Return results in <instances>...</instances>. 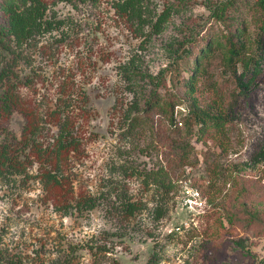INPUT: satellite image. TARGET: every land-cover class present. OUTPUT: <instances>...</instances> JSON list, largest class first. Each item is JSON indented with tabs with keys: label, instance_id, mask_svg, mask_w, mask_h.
<instances>
[{
	"label": "rangeland",
	"instance_id": "rangeland-1",
	"mask_svg": "<svg viewBox=\"0 0 264 264\" xmlns=\"http://www.w3.org/2000/svg\"><path fill=\"white\" fill-rule=\"evenodd\" d=\"M219 1L144 0L157 14L152 22L165 7L172 9L157 33L151 22L116 15L111 0H56L53 10L64 26L24 55L16 71L21 77L34 75L35 84L20 85V90L44 113L56 108L60 86L68 82L74 97L70 108L77 113L74 133L83 147L67 171L76 194L126 189L133 200L152 207L162 194L152 184L145 186L142 173L176 163L172 145L179 134L194 149L189 165L173 177L176 185L165 196L167 213L159 222L145 206L128 220L110 213L114 195L91 211L60 212L45 199L43 183L34 176L37 165L23 174L0 176V262L92 264L94 250L101 264H147L155 251L163 255L158 264H264V70L239 97L232 71L214 54L191 92L186 80L194 56L178 59L184 47L203 36L220 35L223 26L211 15ZM251 1L238 3L244 12L240 26L253 38L257 27L245 6ZM3 13L0 25L6 22ZM134 70L140 75H130ZM155 92L163 106L151 109L147 102L156 100ZM233 96L239 100L222 131L200 134L194 126L186 135L181 111L193 100L205 108L216 102L227 113ZM178 98L181 111H174L176 125H171L167 104ZM133 118L138 125L130 133ZM23 124L18 112L0 115V142L20 147L12 133L20 136ZM45 126L47 132L57 130ZM181 184L200 192L191 208L183 203Z\"/></svg>",
	"mask_w": 264,
	"mask_h": 264
},
{
	"label": "trees",
	"instance_id": "trees-1",
	"mask_svg": "<svg viewBox=\"0 0 264 264\" xmlns=\"http://www.w3.org/2000/svg\"><path fill=\"white\" fill-rule=\"evenodd\" d=\"M67 1L72 2V0ZM97 1L99 0H92L93 3ZM143 1L111 0V3L116 15L118 14L121 18H125L127 21L136 19L142 23L151 22L154 31L160 32L163 23L170 17L172 9L165 7L158 14L156 21L152 22L151 18L156 17L157 14H151L153 10L147 7ZM55 3L56 0H0V10L4 12L3 15L6 19V22L0 25V88H3L0 95V115L3 118H9L18 112L24 118L20 136L12 133V137L17 139L15 142L20 147L13 142H0V176L11 177L23 174L29 168L37 165V172L34 176L43 183L45 199L50 201L60 212L71 214L73 211L79 213L91 211L102 205V199L109 200L114 195L115 201L111 204L110 213L117 217L121 216L123 220H128L145 206L153 222H159L167 213L165 196L176 185L173 177L177 171L189 165V154L194 149L188 140L181 142L183 134H179L180 139L176 141L177 144L172 145L175 155L178 157L176 163L171 162L172 166L169 169L161 166L158 170L142 173L145 186L148 187L149 184H152L157 193L161 192L160 195L162 194V198L156 200V204L152 207H148L140 199L133 200V197L125 191L126 189H121L118 192L113 187L108 195L102 193L101 196L84 192L76 194L73 179L67 171L71 157L81 153L83 147L80 136L74 133L76 127L74 118L77 113L75 108H70V105L73 104L71 98L74 97H71L72 93L68 89V82L63 81L60 86V97L56 108H48L45 113L40 111L39 104L25 98L20 90V85L30 87L35 84V79L34 75L21 77L17 73L19 60L24 55L33 53L31 51H37L38 44L46 35L51 34L54 30H61L64 26L65 21L57 18L54 13ZM245 6L249 7V12L253 15L252 22L257 27L253 38L247 33L246 28L240 26L242 22L244 23V20L240 19V15H243L244 12L241 11L240 7L243 6L238 3V0H221L211 7L212 17L223 26L220 35L203 36L198 40V43H195L197 37H194L191 43L195 44L181 50L178 59H182L186 54L194 56L191 66L188 68L191 70V74L186 80L187 89H190L191 92L195 89L194 86L198 82L200 71L207 70L209 66H212L213 61L210 60V57L214 58V54L227 69L232 71L233 80L239 89V97L242 93H246V88L251 86L262 74L264 70V0H252ZM175 11L180 12L181 6L177 5ZM234 11H237V15H231ZM203 42H205L204 45ZM238 67H240V71H238ZM136 72L139 75L141 73L134 70L130 72V75H136ZM145 77H147L146 74ZM153 96L156 100L151 99L147 102L149 106H152L151 109L154 106H163L159 99L160 94L155 92ZM233 97L234 102L229 104L227 113L221 110L220 105L216 106V102L211 106L212 108H205L200 106L197 100H193L184 111L177 110L181 105V100L179 98L172 99L173 101L170 100V103L167 104L172 109L171 125H176L173 117L176 110L185 112L183 117L186 135H192L194 126H198L196 132L200 134L212 128L222 131L231 118L228 112L232 113L234 103H238L239 100L238 96ZM137 120L138 118L132 119L129 127L130 133L138 125ZM45 124L54 125L57 130L47 132ZM119 168H125V172H128V168L124 164ZM137 172L139 171L132 173ZM183 188L184 184L179 185L180 191ZM102 247L105 249V245ZM91 251H93L92 264H101L100 258H97L98 252ZM162 259L163 255H159L155 251L148 259L147 264H158ZM0 264L3 263L0 262Z\"/></svg>",
	"mask_w": 264,
	"mask_h": 264
},
{
	"label": "built area",
	"instance_id": "built-area-1",
	"mask_svg": "<svg viewBox=\"0 0 264 264\" xmlns=\"http://www.w3.org/2000/svg\"><path fill=\"white\" fill-rule=\"evenodd\" d=\"M183 195H184V199L185 201L183 202L185 206H188L189 208H191L190 206H193V204H196V202L194 203V201L197 200V198L200 196V192L198 189L191 187H185L184 190L182 191Z\"/></svg>",
	"mask_w": 264,
	"mask_h": 264
}]
</instances>
